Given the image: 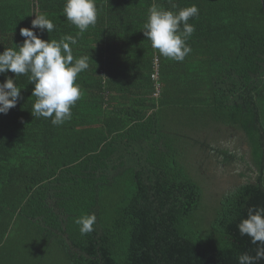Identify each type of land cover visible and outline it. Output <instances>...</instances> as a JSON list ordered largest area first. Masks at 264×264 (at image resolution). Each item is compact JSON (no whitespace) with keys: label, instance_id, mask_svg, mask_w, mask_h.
<instances>
[{"label":"trees","instance_id":"obj_1","mask_svg":"<svg viewBox=\"0 0 264 264\" xmlns=\"http://www.w3.org/2000/svg\"><path fill=\"white\" fill-rule=\"evenodd\" d=\"M65 2L0 0V53L46 13L56 29H35L40 38L77 37L74 57L90 58L63 125L32 116L27 76L16 78L23 99L0 114V264L255 256L237 226L264 207V0H96V25L79 36ZM153 3L199 10L182 62L143 35ZM228 166L241 182L214 188L206 173ZM91 214L94 231L81 235L76 221Z\"/></svg>","mask_w":264,"mask_h":264},{"label":"clouds","instance_id":"obj_2","mask_svg":"<svg viewBox=\"0 0 264 264\" xmlns=\"http://www.w3.org/2000/svg\"><path fill=\"white\" fill-rule=\"evenodd\" d=\"M63 13L67 21L78 29L77 36L82 35L96 25V0H66ZM198 15L195 5L173 12L153 3L148 9L142 32L161 56L182 62L192 51L187 41L195 32L194 25L188 21ZM34 16L30 29H20L23 43L14 44L15 48H7L0 53V75L14 74L5 76L0 83V114H8L23 99L16 78L27 76L30 84L34 85L32 96L36 98L32 116L51 118L54 126H60L71 120L72 109L82 98L77 79L79 74L89 69L90 58L74 57L71 46L77 44V37L67 35L59 41L41 39L35 29L51 33L56 25L46 13ZM95 221V214L77 219L81 235L94 231ZM237 227L241 236L249 237L257 246L255 256L243 253L238 257V264H258L264 260V207H250L247 217Z\"/></svg>","mask_w":264,"mask_h":264},{"label":"rangeland","instance_id":"obj_3","mask_svg":"<svg viewBox=\"0 0 264 264\" xmlns=\"http://www.w3.org/2000/svg\"><path fill=\"white\" fill-rule=\"evenodd\" d=\"M232 166H228V168L213 167L208 173H206L205 177L208 181L212 183L213 187L216 189H222V188L232 189L233 186L240 183L242 180L239 177V170L232 171L231 170Z\"/></svg>","mask_w":264,"mask_h":264}]
</instances>
